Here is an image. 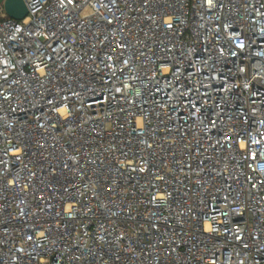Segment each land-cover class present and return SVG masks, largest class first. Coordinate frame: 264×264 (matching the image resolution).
I'll list each match as a JSON object with an SVG mask.
<instances>
[{"label": "built area", "instance_id": "built-area-1", "mask_svg": "<svg viewBox=\"0 0 264 264\" xmlns=\"http://www.w3.org/2000/svg\"><path fill=\"white\" fill-rule=\"evenodd\" d=\"M24 1L0 264H264V0Z\"/></svg>", "mask_w": 264, "mask_h": 264}, {"label": "water", "instance_id": "water-1", "mask_svg": "<svg viewBox=\"0 0 264 264\" xmlns=\"http://www.w3.org/2000/svg\"><path fill=\"white\" fill-rule=\"evenodd\" d=\"M3 5L8 16L22 19L28 13V8L24 0H0V8Z\"/></svg>", "mask_w": 264, "mask_h": 264}, {"label": "rangeland", "instance_id": "rangeland-1", "mask_svg": "<svg viewBox=\"0 0 264 264\" xmlns=\"http://www.w3.org/2000/svg\"><path fill=\"white\" fill-rule=\"evenodd\" d=\"M3 15H4V13L0 12V17L3 16Z\"/></svg>", "mask_w": 264, "mask_h": 264}]
</instances>
